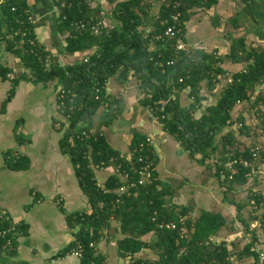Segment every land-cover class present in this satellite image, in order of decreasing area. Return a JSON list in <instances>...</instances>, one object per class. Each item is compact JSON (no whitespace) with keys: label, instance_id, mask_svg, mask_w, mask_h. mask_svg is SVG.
<instances>
[{"label":"trees","instance_id":"1","mask_svg":"<svg viewBox=\"0 0 264 264\" xmlns=\"http://www.w3.org/2000/svg\"><path fill=\"white\" fill-rule=\"evenodd\" d=\"M106 1L113 5L111 17L117 24L112 28L102 27L93 34L91 26L102 21L98 8L91 9L88 0H52L58 13L57 30L64 36L65 50L75 53L94 48L86 62L64 67L37 43L33 24L28 22L30 14L26 0H3L0 4V42L20 61L23 69L9 78L10 89L0 105V115L5 112L20 81L36 84L56 80L62 83L67 79L57 93V105L68 121L59 148L69 157L89 206L88 214L67 217L70 226L79 227L72 247L78 246L81 251L80 264H105V259L89 244L100 241L111 221L118 224L122 236L116 243L117 254L129 258L128 264H230L229 258L233 255H252L254 234L235 254L230 253L225 244L215 245L209 240L226 226L225 218L219 213L201 211L191 219L189 207L166 205L165 196L169 190L155 171L157 156L154 150L143 146L145 136L132 133L128 144L132 157L128 161L112 149L98 131L109 128L121 113L118 99L105 93L106 82L113 77L125 82L128 76H133L141 97L139 105L157 117L156 122L180 144L190 159L202 165L212 160L214 177L228 190L244 185L250 169L236 165L227 170L225 162L233 158L251 161L252 148L264 149L256 144H237L227 127L235 123L233 111L238 106L248 105L258 119L257 127L264 134V47L247 48L242 39H232L228 52L222 57L199 50H178L188 19L187 10L194 6L208 9L217 0H182L179 8L174 7L173 0H167L154 15L151 14L153 1L157 0ZM250 1L242 0L246 10ZM176 12L180 17L175 23L170 17ZM145 22L151 23L146 35L140 30ZM174 24L179 25L181 33L166 36L164 32ZM226 60L242 68L229 74L230 82L224 83L213 103L202 106L206 100L203 91L219 83V78H227L226 70L221 67ZM10 73L0 65V79H8ZM182 91L187 92L190 100L185 107L179 102ZM197 111L200 116L194 118ZM236 123L240 135L257 140L256 135L250 133L243 114L237 117ZM90 129H96L94 136H81ZM138 155L148 156L153 163L149 171L150 183L136 186L121 196L115 192L121 185L116 176L108 177L102 187L97 185L94 168H101V163L107 166L110 160L136 181L133 168L139 166ZM22 167L19 160L11 164L14 170ZM251 201L256 207L254 210L264 206L260 193L250 192L247 204ZM235 207L239 219L240 206L236 204ZM181 220L188 232L185 239L179 238L177 230L159 227L161 224L180 226ZM260 220L264 233V211ZM245 229H248L246 223ZM148 235L150 238L145 240ZM142 250L152 251L156 260L134 258Z\"/></svg>","mask_w":264,"mask_h":264},{"label":"crops","instance_id":"2","mask_svg":"<svg viewBox=\"0 0 264 264\" xmlns=\"http://www.w3.org/2000/svg\"><path fill=\"white\" fill-rule=\"evenodd\" d=\"M26 1L37 43L50 53L59 66L74 65L89 57L94 48L75 53L65 50L64 36L57 30L58 13L52 0ZM88 1L91 9L100 10L106 27L112 28L117 24L111 17L113 5L106 0ZM166 1H153L151 14H156L158 7ZM187 14L182 38V45L187 51L199 50L222 57L228 52L232 39H242L247 48L264 47V0H251L248 10L242 0H217L208 9L191 7ZM140 30L146 35L151 30V23L145 22ZM0 65L11 71L8 79H0L1 105L10 89L9 78L23 70L20 61L5 50L2 42ZM221 67L226 70L227 78H219V83L203 91L206 100L202 106L216 98L220 84L227 82L229 74L242 68V65L226 60ZM66 80L36 84L20 81L14 96L6 104L5 112L0 115V148H4L0 152V213L8 217L9 223L17 230L13 248L9 251L0 248V264H80V258L67 251L73 248L79 228L77 225L70 226L67 217L88 214L89 206L69 157L62 154L59 148L68 121L57 111V93ZM105 93L118 99L121 113L110 128L101 129L104 139L125 157L133 132L153 137L158 178L169 188L171 184H177L165 197L166 205L189 207L188 215L194 218L201 211L219 213L225 218L226 226L209 240L215 245L225 244L230 253L241 251L250 242L252 234L256 237L251 247L253 254L264 247V233L257 227L255 219L264 211V206L254 213L247 204L248 192L260 193L264 199V187H255L256 177H260L259 183L264 184V170L258 169L255 174L246 177L244 185L228 190L221 180L214 177L212 160L202 165L190 159L180 144L153 119L152 113L139 105L141 97L133 76H128L125 82L116 77L110 78L106 82ZM179 102L182 107L190 103L186 91L179 93ZM199 116V111L194 113V118ZM228 131L237 144L245 145V136L242 139L232 129ZM54 143L57 150L51 151ZM17 160L23 167L14 170L11 164ZM112 175L123 181L113 164L102 169L94 168L99 187ZM241 193L244 196L234 201L240 206V212L242 205L248 210L247 220L241 215L238 219L236 207L230 201L234 195L238 197ZM245 223L248 224L247 230ZM121 237L118 224L111 221L110 228L101 234L95 247L96 254L105 259V264H128L129 258H121L117 254L116 243ZM149 238L150 235L145 240ZM253 254L233 255L229 263L254 264L256 254ZM134 258L154 261L157 256L150 250H142Z\"/></svg>","mask_w":264,"mask_h":264},{"label":"built area","instance_id":"3","mask_svg":"<svg viewBox=\"0 0 264 264\" xmlns=\"http://www.w3.org/2000/svg\"><path fill=\"white\" fill-rule=\"evenodd\" d=\"M182 0H173V5L175 8H179L180 3ZM180 17V13L176 12L175 14H172L170 19L172 22H178V19ZM28 22L33 24V21L31 19V16H28ZM82 26V24H81ZM179 25H172L166 29L164 34L168 37H173L176 34L181 33V29L178 27ZM105 27L104 22L101 21L100 23H96L95 25L91 26V30L93 34H97L99 29ZM178 50H183L187 51L184 49L183 45L181 42L177 45ZM188 52V51H187ZM87 58L84 59L83 61L86 62ZM230 82V79L227 80V83ZM106 85V84H105ZM105 89V87H104ZM149 110V109H148ZM57 111L61 114L59 107L57 105ZM150 111V110H149ZM62 115V114H61ZM153 119L157 121V117L153 116ZM96 134V129H90L87 132H82L81 136L88 137L90 138L91 136H94ZM98 135L101 136L103 135L100 131H98ZM154 141L153 137L148 136L145 138V142L143 146L150 147L153 149ZM154 150V149H153ZM154 154L157 156V153ZM251 154V161L249 160H244L241 158H233L232 160H228L224 164V168L227 170H232L233 166L240 165L246 168L250 169V175L255 174L258 169L264 170V151H261V148L259 147H254L250 150ZM132 154L127 153V156L125 158L128 161H131ZM137 161L139 163V166L137 168H133V173L137 176L136 181H133L131 176L128 175V173L124 170H121L119 166H117L114 163V160H110L109 164H113L115 166L116 172L119 173L120 176H122L123 181L121 182V185L117 187L115 190L116 194L118 196L128 194L131 189L135 188L136 186H143L145 184L150 183V169L153 165L152 161L149 159L148 156H142L138 155ZM254 163L256 165H254ZM101 168H96V169H102L105 166L101 163ZM256 166V167H255ZM250 207L255 211L254 213H257L258 210L263 207L260 206L257 210L256 207L253 205L252 201L249 203ZM260 214L256 218V225L258 228H260ZM181 225L176 226L174 224H161L159 227H165V229H170V230H177L179 233V238L180 239H185L188 232L185 226H183V220L180 221ZM16 228L13 226L11 223H9L8 217H6L4 214L0 213V248L5 249L7 251L11 250L13 248V243H14V238L16 235ZM90 248L95 249L96 244L95 243H90L89 244ZM68 254H71L75 257L80 258L81 257V251L78 246H75L74 248H71L68 252ZM256 257L254 260V264H264V247L260 248L259 250L256 251Z\"/></svg>","mask_w":264,"mask_h":264},{"label":"rangeland","instance_id":"4","mask_svg":"<svg viewBox=\"0 0 264 264\" xmlns=\"http://www.w3.org/2000/svg\"><path fill=\"white\" fill-rule=\"evenodd\" d=\"M181 43H182V40H181ZM224 85V83L223 84H220V87H218L219 88V91H220V89L222 88V86ZM212 98V97H211ZM214 100H215V98H212V100H210V101H208V102H205L206 103V106L207 105H209V104H211V103H213L214 102ZM207 103H209V104H207ZM241 114H243V115H245V121H246V125L249 127V129H250V133L251 134H254V135H256V137H257V140H252L251 139V137L250 138H248V137H246V141H245V145H251V144H256V145H260V146H262V148L264 149V134H262L261 133V129L259 128V127H257V125H258V119L255 117V115H254V112L251 110V109H249V107H248V105H241V106H238L234 111H233V113H232V118H233V120H234V122L235 123H233L229 128H228V130H230V129H232L233 130V132H235V134L238 136V137H242L243 135H240L239 134V130H238V128H237V123H236V120H237V117L239 116V115H241ZM110 128V127H109ZM260 131V132H259ZM56 137H57V135H56ZM242 139H244L243 137H242ZM55 144L56 143H54L53 144V147H52V149H51V151H54V149H55ZM4 150V148H0V152L1 151H3ZM57 149H55V151H56ZM48 152V151H47ZM208 170V169H207ZM257 178V180H256V186L255 187H258V188H260V189H262L263 187H264V184H262V183H259V178L260 177H256ZM258 184V185H257ZM173 187H175V185H177V184H171ZM169 186H170V183H169ZM172 186H170V188L168 187V190L169 191H171V189H173V188H171ZM177 187V186H176ZM217 187V186H216ZM252 187H254V185L252 186ZM251 190V189H250ZM249 191V190H248ZM247 191V192H248ZM249 194H250V192H248ZM247 193V194H248ZM244 196V194L243 193H241V194H239L238 195V197L236 196V195H234V197L232 198L233 200H230V201H233V203H234V205L233 204H231L232 206H234L235 207V205L237 204V203H235V201H236V199H238V198H242ZM166 197V196H165ZM227 197L229 198V194L227 193ZM235 200V201H234ZM241 205V204H240ZM245 206H243L242 205V208H241V212L239 213L241 216H243L246 220H247V218H249L248 216H249V214H248V210H246L245 208H244ZM189 216V215H188ZM191 219H193L194 217H192V216H189ZM152 252V251H151ZM153 253V252H152ZM154 254V253H153ZM147 260H149V259H147Z\"/></svg>","mask_w":264,"mask_h":264}]
</instances>
